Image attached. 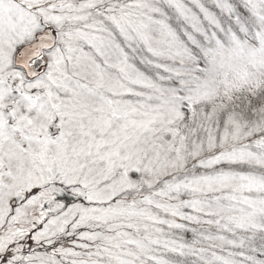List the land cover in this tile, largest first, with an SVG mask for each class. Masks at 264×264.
<instances>
[{
	"label": "snow or ice",
	"instance_id": "obj_1",
	"mask_svg": "<svg viewBox=\"0 0 264 264\" xmlns=\"http://www.w3.org/2000/svg\"><path fill=\"white\" fill-rule=\"evenodd\" d=\"M0 264H264V0H0Z\"/></svg>",
	"mask_w": 264,
	"mask_h": 264
}]
</instances>
